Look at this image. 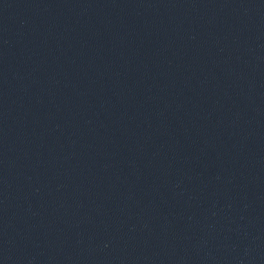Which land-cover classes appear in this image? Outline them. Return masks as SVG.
Wrapping results in <instances>:
<instances>
[{
    "label": "water",
    "instance_id": "95a60500",
    "mask_svg": "<svg viewBox=\"0 0 264 264\" xmlns=\"http://www.w3.org/2000/svg\"><path fill=\"white\" fill-rule=\"evenodd\" d=\"M0 264H264V0H0Z\"/></svg>",
    "mask_w": 264,
    "mask_h": 264
}]
</instances>
